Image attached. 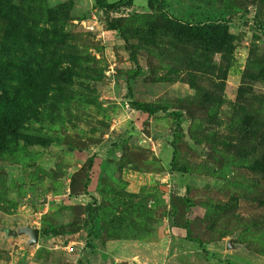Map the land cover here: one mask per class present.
<instances>
[{"label":"rangeland","instance_id":"374dc122","mask_svg":"<svg viewBox=\"0 0 264 264\" xmlns=\"http://www.w3.org/2000/svg\"><path fill=\"white\" fill-rule=\"evenodd\" d=\"M117 1L0 0V264H264V0Z\"/></svg>","mask_w":264,"mask_h":264},{"label":"trees","instance_id":"16d2710c","mask_svg":"<svg viewBox=\"0 0 264 264\" xmlns=\"http://www.w3.org/2000/svg\"><path fill=\"white\" fill-rule=\"evenodd\" d=\"M100 1V0H99ZM104 3H107L106 0H102ZM122 3V0H118L115 3H108L106 4L107 8H115L119 4ZM132 58L135 62H137L136 55L133 54ZM133 107H135L138 110H145L147 112H154L155 107L153 104H145V103H139V102H133ZM176 154H174L173 159H175ZM189 206V200L185 196L175 195L171 199V207H172V218H173V224L176 227L184 228L188 231L187 237H190V223L189 218L187 216V208ZM190 239V238H189ZM198 241V240H196ZM201 244V242H199Z\"/></svg>","mask_w":264,"mask_h":264},{"label":"water","instance_id":"95a60500","mask_svg":"<svg viewBox=\"0 0 264 264\" xmlns=\"http://www.w3.org/2000/svg\"><path fill=\"white\" fill-rule=\"evenodd\" d=\"M9 234H12L14 236L17 235H28V244L29 245H34L39 242V237H40V230L38 227H34L30 224H26L23 226H19L16 229H9L8 230Z\"/></svg>","mask_w":264,"mask_h":264}]
</instances>
